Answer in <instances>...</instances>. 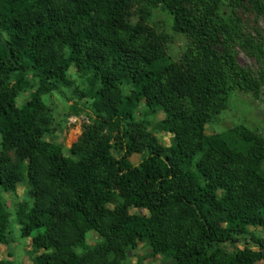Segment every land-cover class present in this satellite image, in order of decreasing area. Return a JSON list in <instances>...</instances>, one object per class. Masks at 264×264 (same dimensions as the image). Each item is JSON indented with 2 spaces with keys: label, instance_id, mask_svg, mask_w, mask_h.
<instances>
[{
  "label": "trees",
  "instance_id": "1",
  "mask_svg": "<svg viewBox=\"0 0 264 264\" xmlns=\"http://www.w3.org/2000/svg\"><path fill=\"white\" fill-rule=\"evenodd\" d=\"M158 8L189 40L179 60L152 23ZM249 13L264 19V0H0V189L28 188L13 206L0 190V264H12L1 257L12 216L32 264H132L141 243L173 264L264 261L251 230L264 232V136L243 124L206 133L234 90L259 97L264 85ZM237 45L258 74L237 63ZM73 67L77 100L62 91ZM54 92L90 121L69 154L47 139Z\"/></svg>",
  "mask_w": 264,
  "mask_h": 264
},
{
  "label": "rangeland",
  "instance_id": "2",
  "mask_svg": "<svg viewBox=\"0 0 264 264\" xmlns=\"http://www.w3.org/2000/svg\"><path fill=\"white\" fill-rule=\"evenodd\" d=\"M246 21L245 30L256 35L255 30L258 29L264 36V19L255 18V15L249 13L244 16V22ZM152 23L157 28L166 31L171 40L168 43V54L174 59L179 60L189 45V40L184 34H177L172 29V17L168 12L158 8L154 11ZM236 60L237 63L243 67L251 70L254 74H258L260 70L259 63L248 54L245 53L239 45L236 46ZM70 76L75 80V84L72 88L62 90L68 94L73 100H77L75 94L72 92L74 89L84 88L82 79L76 73L74 67L70 71ZM28 92L22 93L18 98V103L23 104L28 98ZM44 101L52 109L54 115V124L52 129L53 134L48 136L47 139L50 141H57L63 143L66 154H69V148L77 141L79 136L82 134L83 127L90 121L87 119L85 114L76 116L71 113V104L73 101H66L65 96L61 92H54L44 97ZM70 114V115H69ZM163 114L158 116V119H162ZM246 125L249 128L256 130L264 136V85L261 89L259 97H255L251 92L243 90H234L229 99V107L226 111L218 116L213 122H211L207 129V134H214L224 132L229 128L236 125ZM160 140L165 145H170L173 142V135L171 134H157ZM142 159L141 154H135L131 157L133 163H139ZM1 190V189H0ZM27 186L21 184L18 187V193L13 195L6 193L1 190V194L7 199L9 205L13 206L14 202H19L28 196ZM29 198V197H28ZM10 230L11 238L10 242L3 246L1 249V257L9 259L12 264H32L31 250H32V237L22 238L20 236L19 225L16 221V217L12 216L10 219ZM252 231H256L259 235H264L263 230L251 228ZM37 231H34L35 235ZM100 237L97 233L91 232L88 235V243L95 245L100 241ZM240 248H244V241L238 244ZM172 258H166L162 256H151V249L144 243L140 244V247L136 251H132L129 262L132 264H173ZM258 264H264V261Z\"/></svg>",
  "mask_w": 264,
  "mask_h": 264
}]
</instances>
